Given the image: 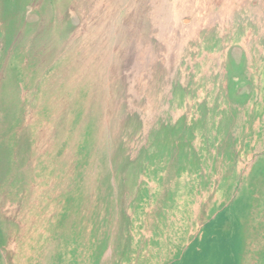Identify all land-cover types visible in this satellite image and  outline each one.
I'll use <instances>...</instances> for the list:
<instances>
[{"label":"rangeland","instance_id":"1","mask_svg":"<svg viewBox=\"0 0 264 264\" xmlns=\"http://www.w3.org/2000/svg\"><path fill=\"white\" fill-rule=\"evenodd\" d=\"M16 2L0 0V67L11 50L4 44L6 11ZM20 5L15 37H21L23 70L9 68L16 85L14 95L6 91L18 133L11 152L0 148V162L11 155L18 176L6 178L0 198V264L25 255L21 217L30 211L22 208L38 151L30 119L40 81L78 54L101 20L109 22L100 42L106 57L100 56L84 125L95 122L88 184L69 231L76 222L90 230L92 264H264V0ZM63 128L57 122L50 143L39 148H58ZM75 147L69 141L62 148L68 153L53 169L55 180ZM59 194L52 203L45 198L39 264H62L63 233L47 234L55 217L49 207ZM5 224L18 230L8 237ZM248 232L251 250L245 249Z\"/></svg>","mask_w":264,"mask_h":264},{"label":"bare ground","instance_id":"2","mask_svg":"<svg viewBox=\"0 0 264 264\" xmlns=\"http://www.w3.org/2000/svg\"><path fill=\"white\" fill-rule=\"evenodd\" d=\"M21 1L17 0L15 9L13 10L8 9L11 3L7 6L4 44H10L11 50H8L10 52L8 60L0 67V78L3 76V79L0 80V99H2V103H0V120L3 122V126L0 127V148L6 151L5 153L12 151L13 133H18L16 115L13 107H10L6 101V91L10 87L11 95H14L13 90L16 85V80L9 82L10 79L12 80V74H14L11 71L23 70V65L19 64L24 59L22 58V45L19 47L21 37L18 35L15 37L16 21L19 18L18 12L16 11L18 7H22L20 5ZM27 20V23L33 21L32 18ZM101 21L99 22V26L96 25L90 34L87 35L86 40L79 44L80 51L78 54L70 60L67 58L62 60L60 64L52 66V70L46 73L40 81L37 99L31 111L30 119L32 137L35 140V146L38 151H34L31 155V159L35 165L34 175L31 177L34 176V178L29 179L31 178L30 176L27 178L30 186L28 188L26 187L24 191L22 208L24 211H30L26 215L22 213L21 217L24 219L23 223L25 221L27 224L28 235L24 238V257L21 258L17 254L13 258V264H39V251L45 237L43 226L41 225L44 219L43 217L45 216L44 214L47 213L44 208L45 198L47 196L51 197L52 203L57 198L59 191V203L52 204V208L54 207V209L50 207V210L48 209L55 217L48 222L47 234L52 238L56 233H63L62 237L64 240L59 250L62 264H92L93 259L91 257L93 256L95 247L90 240V230L87 232L76 222L70 226L71 229L69 231V225L71 221L78 219L77 214L80 213V206H82L84 200H81V195L88 184V164L90 162L89 157L95 122L91 120L87 126L84 127V125L92 100L93 85L97 84L95 81L99 72L100 56L106 57L104 51L100 48V42L102 36L104 37L105 27L109 22L106 20ZM39 49L40 46H37L32 50L36 58ZM9 68L13 69L9 71ZM57 79H59V82H57ZM57 122L62 123L64 127L60 132L61 139L58 141L60 145L58 148L50 147L45 151L44 149H40L39 142L42 143L44 140L50 143L52 139L50 135L53 133V126ZM76 133H81V135L77 138L74 136ZM69 141H75L76 145L73 160L71 164H68L66 170L63 169L64 173L61 174V178L58 181L53 178L55 175L53 169L57 167L60 156H62L60 161H62V158L65 159L68 152L63 151L62 148ZM46 155L47 157L45 158ZM3 159L5 161L2 162L3 160H1L0 162V198L5 195L7 179L18 176V173L13 167L14 158L8 155ZM8 164L11 166L10 168H8ZM68 172H71L70 176ZM56 174L58 175L59 173L56 172ZM49 181L51 182V190L48 192V195L44 194L41 197L40 193H43L42 188ZM79 200L81 201L79 202ZM16 230L18 229L11 224H5V233L8 237L14 235ZM252 237L251 232H248L245 245L246 250L252 249ZM256 249L258 250V247ZM243 264H247V262L244 260Z\"/></svg>","mask_w":264,"mask_h":264}]
</instances>
